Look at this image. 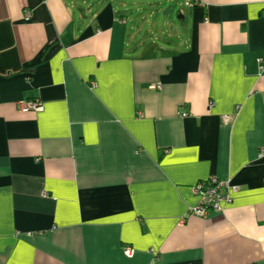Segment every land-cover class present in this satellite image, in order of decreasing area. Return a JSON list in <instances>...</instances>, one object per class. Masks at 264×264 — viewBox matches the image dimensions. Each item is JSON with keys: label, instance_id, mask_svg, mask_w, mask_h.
I'll list each match as a JSON object with an SVG mask.
<instances>
[{"label": "crops", "instance_id": "obj_1", "mask_svg": "<svg viewBox=\"0 0 264 264\" xmlns=\"http://www.w3.org/2000/svg\"><path fill=\"white\" fill-rule=\"evenodd\" d=\"M182 6L0 0V264H264V0Z\"/></svg>", "mask_w": 264, "mask_h": 264}, {"label": "built area", "instance_id": "obj_2", "mask_svg": "<svg viewBox=\"0 0 264 264\" xmlns=\"http://www.w3.org/2000/svg\"><path fill=\"white\" fill-rule=\"evenodd\" d=\"M165 1H180L186 7L193 5L195 0H165ZM29 16L27 17L26 21ZM261 72L264 73V68H261ZM156 86L155 88H160ZM20 110L22 112L40 111L42 106L37 101H21ZM193 192L199 197L196 205L189 208L188 213L197 215L200 217H207L212 212H220L224 206L232 203L233 194H235L239 187L235 185L231 179L220 180L217 177H211L205 182H199L193 186ZM31 235V234H29ZM133 249L126 247L124 254L126 257L133 256Z\"/></svg>", "mask_w": 264, "mask_h": 264}, {"label": "rangeland", "instance_id": "obj_3", "mask_svg": "<svg viewBox=\"0 0 264 264\" xmlns=\"http://www.w3.org/2000/svg\"><path fill=\"white\" fill-rule=\"evenodd\" d=\"M146 1H148L149 3L155 4V5L161 6V9L159 11L158 16H156V17L152 16V18L154 20H157L158 22L161 21V23L169 24V26H171L172 29L177 28V27L181 26V24H183V20H180L178 17L180 12L183 11V9H184V7L181 4L182 2L179 1V2L172 4V3H169L167 1H162L161 3H159L158 1L155 2V1H151V0H146ZM171 5H172V7H171L170 11L168 13H165V11H163V10H166ZM142 6H143V4H142ZM145 13L146 12H143L140 14L137 13L138 15H136V17L140 19L143 16V14H145ZM145 17H146V22L144 23V25H147V23L150 21L151 16H149V14L146 13ZM153 22L154 21L152 20L151 24H153ZM138 26L139 27L142 26L141 22L138 23ZM150 26L151 25H149L147 28H149Z\"/></svg>", "mask_w": 264, "mask_h": 264}, {"label": "trees", "instance_id": "obj_4", "mask_svg": "<svg viewBox=\"0 0 264 264\" xmlns=\"http://www.w3.org/2000/svg\"><path fill=\"white\" fill-rule=\"evenodd\" d=\"M160 1H165V0H160Z\"/></svg>", "mask_w": 264, "mask_h": 264}, {"label": "water", "instance_id": "obj_5", "mask_svg": "<svg viewBox=\"0 0 264 264\" xmlns=\"http://www.w3.org/2000/svg\"><path fill=\"white\" fill-rule=\"evenodd\" d=\"M168 11H166L165 13H167Z\"/></svg>", "mask_w": 264, "mask_h": 264}]
</instances>
